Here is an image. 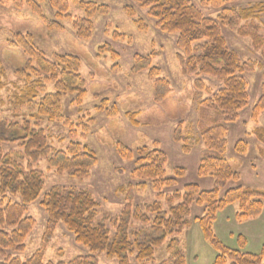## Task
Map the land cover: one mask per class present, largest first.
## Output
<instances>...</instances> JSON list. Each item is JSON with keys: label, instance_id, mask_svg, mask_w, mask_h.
<instances>
[{"label": "rangeland", "instance_id": "374dc122", "mask_svg": "<svg viewBox=\"0 0 264 264\" xmlns=\"http://www.w3.org/2000/svg\"><path fill=\"white\" fill-rule=\"evenodd\" d=\"M33 1L39 5L48 21L59 22L63 29L48 30L26 0H0V67L5 71L1 79L3 88L0 90L1 116L8 121L16 119L19 123L26 118L33 126L46 132L50 148L47 158L33 164V169L45 175V191L38 201L27 206L26 216L35 223L25 240V250L16 255L18 258L25 262L35 253L43 251L44 264H71L78 258L90 255L88 249L76 243L74 235L62 223L57 224L51 237H47L48 216L41 202L53 188L90 192L99 204L97 221H107L112 235L116 233L114 221L121 217L127 205L134 210H142L151 218L147 213L148 206L159 203L168 212L169 197H175L177 193L185 195V188L190 184H197L201 191L212 190L213 179L200 176L199 167L204 158L218 155L216 151L209 150L203 140L204 130L215 123L227 130L226 150L222 156L241 176L239 183H229L221 195L238 185L264 191V134L262 137L256 134L258 129L264 133V112L257 117L253 114L262 95L264 56L253 48L249 37L221 25L229 49L239 55L242 63L255 62L253 70L244 76L248 106L238 114L237 119L227 123L220 113L204 104L222 85L213 78L185 74L181 59L186 62L188 55L178 48V34L164 33L158 29L156 21L148 16V11L134 0H78L104 7L107 12L91 18L93 29L86 39L78 36L75 23L79 19H87L88 15L72 0H68L71 20H58L50 0ZM191 2L210 19L217 20L221 14V7L212 5L211 0ZM220 2L222 7L237 10L264 4V0ZM254 23L261 25L259 35L264 38V15L256 22L253 19L243 22L241 28H249ZM19 34L30 36L36 49L50 61H54L58 55L75 56L80 60L86 97L79 102L77 94L64 96L63 114L59 120L33 117L35 114L24 108L19 110L14 104L16 91L25 88L18 73L25 69L28 62L21 48L14 50L9 46ZM107 45L119 55L118 58L113 59L111 53L104 51ZM137 56L149 59L152 66L135 72ZM151 68H157L159 77L167 79L171 85L172 95L161 104L155 102L154 81L149 75ZM201 80L205 85L203 91L196 87V82ZM114 108L118 110V116L109 117V112ZM127 113L138 114L137 124L131 122ZM15 114H18L17 118ZM72 143H80L97 156L98 164L86 178L49 166L52 156L58 151H67ZM118 143L133 152L143 147L163 151L168 157L165 180L171 182L157 190L151 180L136 177L135 161L125 160L118 154ZM186 147L188 151H184ZM12 149L19 150L18 145L4 146L5 153ZM245 149L247 151L244 152ZM29 163L26 160L23 164L27 167ZM177 169L184 173L178 176ZM0 201L5 206L21 202L19 197L13 196L0 197ZM238 211V204L219 211L213 223L214 234L225 246L234 250L242 248L238 242L242 236L245 241L242 251L260 254L264 248V209L256 218L244 222L237 220ZM204 214L205 207L195 202L190 207L188 225L178 234L167 236L155 250L152 260L138 262L133 256L130 258L131 264H178L180 258L184 264H215L218 252L205 240L199 224ZM143 228L151 227L134 222L131 230ZM94 256L99 264H119L117 259H108L105 254L97 253ZM230 263L228 261L227 264Z\"/></svg>", "mask_w": 264, "mask_h": 264}, {"label": "trees", "instance_id": "16d2710c", "mask_svg": "<svg viewBox=\"0 0 264 264\" xmlns=\"http://www.w3.org/2000/svg\"><path fill=\"white\" fill-rule=\"evenodd\" d=\"M134 1L148 11V16L156 21L158 29L164 33L178 34V48L188 55L186 62L181 59L185 74L197 78H213L222 85V88L204 104L220 113L227 123L237 119L238 114L248 106V88L244 76L253 70L255 62L242 63L239 55L229 49L221 25L249 37L253 48L264 56V38L259 35L261 25L254 23L249 28H241L245 21L261 20L264 4L237 10L220 6V0H211L212 5L221 7L218 19L213 20L203 15L191 0ZM72 2L88 15L87 19H79L75 23L78 36L89 38L93 29L91 18L96 14L107 13L106 9L78 0ZM50 3L57 12L58 20H71L68 15V0H50ZM26 4L42 19L48 30L63 29L59 22L48 21L33 0H26ZM141 29L144 30V27ZM9 46L14 50L21 48L28 57L25 69L18 73L19 79L25 83V88L16 91L14 95L17 109L24 108L35 114L33 117H45L55 121L62 118L64 96L77 94L79 102L86 97V83L80 74L81 63L77 57L58 55L54 61H50L43 52L36 49L30 36L20 34ZM103 49L106 53H111L113 59L119 57L110 45ZM136 62L134 71L138 73L152 66L151 61L144 57L137 56ZM4 73V69L0 67V90L3 88L1 79ZM149 75L154 81L155 102L164 103L172 95L169 81L159 77L157 68H151ZM196 87L200 91L205 90L202 80L196 82ZM262 112L264 83L262 95L254 107L253 114L257 117ZM137 115L127 113L134 124H137ZM117 116L116 108L109 112V117ZM14 117L17 118L18 114ZM215 124L204 130L203 140L206 147L216 151L218 155L204 158L199 167L200 176L213 179L212 190L201 191L197 184H190L185 188V195L177 193L175 197H169L168 212L164 211L159 203L148 206L147 213L152 219L142 210H134L127 205L121 217L114 221L116 233L112 235L107 228V221H97L99 204L90 192L56 187L47 192L41 202V207L48 216L47 237H51L57 224L62 223L74 235L76 243L89 250V256L78 258L71 264H99L94 256L97 253L105 254L108 259H117L119 264H131L130 258L133 256L138 262H144L153 259L155 250L163 244L167 236L178 234L188 225L190 207L196 202L198 206L205 207L204 217L199 220V224L205 240L218 252L215 264H227L228 261L230 264H263L264 248L260 254L245 253L242 251L244 237L240 236L238 242L242 248L234 250L225 246L213 232L217 213L233 204L239 205V222L256 218L264 209V191L257 188L238 185L221 195L229 183H239L241 176L222 156L226 150L227 130L224 126ZM256 132L260 137L264 134L261 129ZM5 145H18L19 150L12 149L5 153ZM48 145L44 130L33 126L26 118L20 123L16 122V119L5 120L0 113V197L13 196L21 200L6 206L0 201V264H44L43 251L35 253L25 262L16 255L25 250V240L35 223L32 218L26 216L27 206L38 201L45 191V175L33 169V164L48 157ZM116 149L123 159L135 161L134 175L151 180L157 190L171 182L165 180L168 157L163 151L143 147L133 152L121 143L117 144ZM184 151H188V148ZM26 160L30 162L27 167L23 164ZM97 164L96 154L80 143H72L67 151H58L49 160L50 168L71 172L80 178L88 177ZM183 173L181 169L176 170L178 176ZM134 222L151 228L131 230ZM178 264H184V260L180 258Z\"/></svg>", "mask_w": 264, "mask_h": 264}]
</instances>
